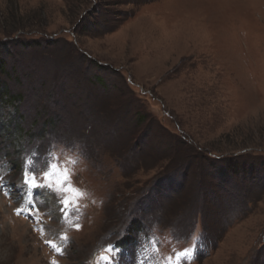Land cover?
I'll use <instances>...</instances> for the list:
<instances>
[{"label": "rangeland", "instance_id": "374dc122", "mask_svg": "<svg viewBox=\"0 0 264 264\" xmlns=\"http://www.w3.org/2000/svg\"><path fill=\"white\" fill-rule=\"evenodd\" d=\"M0 60V264H264V0H0Z\"/></svg>", "mask_w": 264, "mask_h": 264}, {"label": "snow or ice", "instance_id": "6c2138e0", "mask_svg": "<svg viewBox=\"0 0 264 264\" xmlns=\"http://www.w3.org/2000/svg\"><path fill=\"white\" fill-rule=\"evenodd\" d=\"M45 175H47V174H45ZM65 183H67V180H65ZM24 185L33 193L35 190L43 191L45 189H47L48 191H51V192L55 191L51 184H42V183L38 182L36 180L35 173H33V177H32L31 181L28 179L27 174L25 175ZM68 203H69L68 201H65L61 204V207H60V214L61 215L64 213L65 207L67 206ZM29 215H31V213H29Z\"/></svg>", "mask_w": 264, "mask_h": 264}, {"label": "trees", "instance_id": "16d2710c", "mask_svg": "<svg viewBox=\"0 0 264 264\" xmlns=\"http://www.w3.org/2000/svg\"><path fill=\"white\" fill-rule=\"evenodd\" d=\"M2 64H3V61H1L0 60V70L2 71ZM96 82H99L100 83V85L103 87V81H102V79H98V78H96ZM15 98H17V97H15ZM15 98L14 97H12L10 94H9V92H8V90H7V88L1 83V81H0V103H5V102H11V101H13V100H15ZM137 225H134L133 224V226H132V228H131V231L134 233V232H136L137 231ZM129 233H131V232H129ZM128 238V237H127ZM133 243V240H132V238L130 239V240H128V242L127 243H118V246H120L121 248H123V247H125V245L124 244H126V246H128V245H130V244H132Z\"/></svg>", "mask_w": 264, "mask_h": 264}]
</instances>
